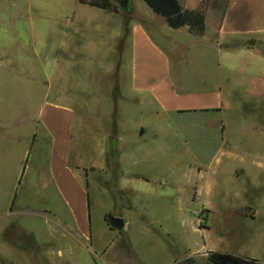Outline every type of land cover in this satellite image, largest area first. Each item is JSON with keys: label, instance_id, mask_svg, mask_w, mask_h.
<instances>
[{"label": "rangeland", "instance_id": "374dc122", "mask_svg": "<svg viewBox=\"0 0 264 264\" xmlns=\"http://www.w3.org/2000/svg\"><path fill=\"white\" fill-rule=\"evenodd\" d=\"M59 1L0 0V128L8 131L0 136V226L16 213L6 243L0 235V264H181L188 259L206 264L210 252L264 264V99L243 92L252 82L251 71L243 77L224 69L225 113L157 114L154 106L144 109L127 97L121 77H113L120 63L114 40L120 23L104 32L108 19L101 14L97 20V13L78 0L64 4L68 23L65 12L54 19ZM89 1L115 7L123 24L127 15L133 21L157 16L145 0ZM231 2L206 0L204 7L226 9ZM66 39L68 53L62 50ZM227 53L237 55L238 49ZM185 54L190 60L194 53ZM27 71L36 80L30 99L21 85L6 82L10 74ZM61 83L63 103L76 119L95 122L107 143L116 137L113 152L98 157L100 172L92 168L95 178L86 176L91 239L79 244L65 234L66 222L49 214L64 219L66 206L55 190L42 189L35 180L47 152H36L26 140L40 129L46 101L61 99ZM112 218L123 219L125 230L113 229Z\"/></svg>", "mask_w": 264, "mask_h": 264}, {"label": "crops", "instance_id": "0c3cea01", "mask_svg": "<svg viewBox=\"0 0 264 264\" xmlns=\"http://www.w3.org/2000/svg\"><path fill=\"white\" fill-rule=\"evenodd\" d=\"M68 1H59L55 11L58 13L52 15V18L55 19L59 12H65L68 23L71 17L69 11H64V4L66 2L67 6ZM179 1L185 10H204V35L191 34L188 26L173 29L157 14L148 21H133L127 15L123 24L117 22V13L81 4L78 0L80 5L89 6L92 12L97 13V20L102 18L101 14L104 15L103 20L108 19L104 32L120 23L121 31L114 34L116 44L119 42L120 63L119 69L113 70V77H121L127 97L141 103L144 109L154 106L157 114L181 117L197 112L206 115L225 113L228 108L226 93L229 92V84L228 80L223 79V74L224 69L230 67L242 73L243 77L250 75L251 71L252 82L245 84L247 89L242 86L243 92L253 93L256 98L264 99V0H232L226 9L213 5L204 8L206 0ZM53 7L55 6L48 7L51 14L54 13ZM96 28L100 30L101 26ZM67 34L68 29L66 36ZM84 43L85 39L79 44ZM68 47L66 39L62 42V50L68 53ZM234 47L238 49V54H228L227 51ZM187 51L194 53L190 60L185 54ZM174 61L177 65L173 64ZM212 68L216 70L215 76L209 75ZM64 71L68 92V62ZM189 71H192L190 75L187 73ZM20 74H10L6 82L21 85L18 87L24 88L30 99L36 90L35 77L30 71ZM61 88V99L46 101L39 114L40 129L34 128L33 134L26 140L31 148L37 149L36 152H47L42 164L40 159L37 160L40 165L35 180L42 189L55 190L57 198L66 206L68 217L63 219L54 212L49 214L61 224L66 222L65 234L79 244L83 238L91 239L90 188L86 176L90 174L91 180L95 178L97 172H93L92 168L100 172L98 157L101 152H113L110 144L115 142L116 137H112V141L107 143L103 139V133L97 132L93 127L95 122H91L86 116L76 119L75 111L63 103V83ZM64 98L67 99V96ZM218 120L219 124H223L219 118ZM21 122L17 120L16 124ZM144 134L145 131L141 135ZM3 135L8 136V131L1 127L0 136ZM108 138L110 140L111 136ZM83 152L89 153L86 155ZM86 168L91 171L86 172ZM138 178L144 180V176L140 175ZM16 200L17 195L14 194L12 203L15 204ZM10 213V219L0 226L1 243L5 242L4 235L10 233L12 227L15 228L16 213Z\"/></svg>", "mask_w": 264, "mask_h": 264}, {"label": "trees", "instance_id": "16d2710c", "mask_svg": "<svg viewBox=\"0 0 264 264\" xmlns=\"http://www.w3.org/2000/svg\"><path fill=\"white\" fill-rule=\"evenodd\" d=\"M123 2V0H118ZM81 4H87L103 10H111L117 13L115 7L97 5L89 0H79ZM128 2V0H127ZM145 3L154 13L163 17L169 27L180 29L188 26L193 35L202 36L206 31L204 10H185L179 0H145ZM203 8V7H202ZM205 8V7H204ZM203 8V9H204ZM194 259H188L181 264H194ZM206 264H259L257 260L236 256L229 253L210 252Z\"/></svg>", "mask_w": 264, "mask_h": 264}, {"label": "water", "instance_id": "95a60500", "mask_svg": "<svg viewBox=\"0 0 264 264\" xmlns=\"http://www.w3.org/2000/svg\"><path fill=\"white\" fill-rule=\"evenodd\" d=\"M141 134H143V130L141 131ZM110 225L113 229H116L118 231H123L125 228V222L121 218H112L110 220Z\"/></svg>", "mask_w": 264, "mask_h": 264}, {"label": "flooded vegetation", "instance_id": "af4514ba", "mask_svg": "<svg viewBox=\"0 0 264 264\" xmlns=\"http://www.w3.org/2000/svg\"><path fill=\"white\" fill-rule=\"evenodd\" d=\"M123 3H125V4H126V3H127V0H123Z\"/></svg>", "mask_w": 264, "mask_h": 264}]
</instances>
